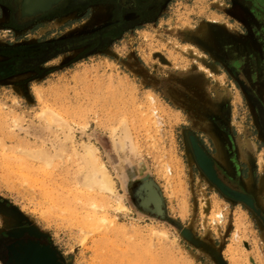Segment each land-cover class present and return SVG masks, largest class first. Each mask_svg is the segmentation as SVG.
Wrapping results in <instances>:
<instances>
[{
	"label": "rangeland",
	"instance_id": "rangeland-1",
	"mask_svg": "<svg viewBox=\"0 0 264 264\" xmlns=\"http://www.w3.org/2000/svg\"><path fill=\"white\" fill-rule=\"evenodd\" d=\"M233 2L171 0L110 29L100 5L49 32L0 10V235L28 226L63 264H264V227L192 152L194 135L216 159L218 127L254 135L249 109L258 125L238 73L264 99V0ZM97 167L114 192L87 188Z\"/></svg>",
	"mask_w": 264,
	"mask_h": 264
},
{
	"label": "crops",
	"instance_id": "crops-1",
	"mask_svg": "<svg viewBox=\"0 0 264 264\" xmlns=\"http://www.w3.org/2000/svg\"><path fill=\"white\" fill-rule=\"evenodd\" d=\"M12 1L15 3V7L18 8L17 0ZM88 3L89 1H86V3H82L83 5H79L78 0H61L50 10L39 15L37 19L26 27V30L31 31L35 27H39L43 32H49L52 28H58L59 26L62 28L63 25H68L65 26V30L75 28L79 23L73 21L89 12L88 19L93 15V10H90V8L94 9V7H90ZM99 5L106 7L109 3L104 1ZM0 10L3 11V14L10 21L11 5L0 4ZM252 91L264 108L263 97L260 96V93L258 95L255 90ZM258 108L254 106L256 113H258ZM249 112L252 116L254 135L249 131H245V138L241 139L235 137L232 133L215 132L213 135L216 147L215 158L225 170L223 178L227 184L248 196L252 204L248 205L242 200L238 201L240 203L243 202L246 208L252 211L253 215L258 219L259 225L264 227V136L261 135L258 125L254 122L251 109H249ZM260 156H262L263 163H260Z\"/></svg>",
	"mask_w": 264,
	"mask_h": 264
},
{
	"label": "flooded vegetation",
	"instance_id": "flooded-vegetation-1",
	"mask_svg": "<svg viewBox=\"0 0 264 264\" xmlns=\"http://www.w3.org/2000/svg\"><path fill=\"white\" fill-rule=\"evenodd\" d=\"M60 1H58L57 3H59ZM86 1H89L88 5L90 7L92 6L94 7V9L90 8V10H93L94 12L92 18L97 16V14L99 13L98 12V7L100 6L99 4H102L104 1L109 3V5H107L108 11L112 10L115 17H117L116 21L118 20V22L114 21L109 25L110 27L108 28L110 29L115 25L118 28H122L126 23L131 22L130 20H127L126 16L132 13L137 14V19L139 21L142 20L148 21V19H150L152 16H154L157 13V10H159V8H161L164 5H168V3L171 0H86ZM86 1L82 2V0H78L79 5H83L82 3H86ZM22 3L23 0H17L18 8H16L15 3L12 0H0V4H4L7 6L11 5L10 24L13 27H17V28L28 27L30 23H32L35 19L38 18L39 15L45 13L46 11L51 9L55 4H57L54 3V5L52 4L51 8L38 11L35 14L29 16L23 13ZM233 6H234V2H233ZM111 40L112 37L110 35L102 36L101 41H99V45L97 47H104ZM56 48L59 49L60 46L57 45ZM27 62L30 61L27 59L24 63L26 64ZM261 87L262 89H264L263 83ZM258 118H259V124L262 127L264 133V116H262L261 119L260 117ZM215 131L216 132L223 131L231 134V132L228 129L222 127H218ZM263 133H261L262 136H264ZM212 134L214 135L215 132H213ZM212 142L215 147V142L213 138H212ZM204 150L207 152L205 148ZM192 152L194 154L193 148H192ZM207 154L211 157V155L208 152ZM212 158L215 162V167L219 177L226 183L225 179L222 178L223 176L219 174L221 172L219 171V168L217 166L216 159H214V157ZM227 185L230 186L229 184ZM230 187L233 190H236L232 186ZM228 193L229 195H232L237 201L242 200L241 198H243L241 193L240 194L235 193L234 191H229ZM247 204L249 205L250 203ZM6 227H10V226L7 224ZM0 258L5 259V261H7L8 264H63L60 253L54 248L52 243L48 240L47 236L44 234L34 232V230L30 229L28 226L20 227L16 229L15 228L10 229V231H8V233H6L5 235H0Z\"/></svg>",
	"mask_w": 264,
	"mask_h": 264
},
{
	"label": "bare ground",
	"instance_id": "bare-ground-1",
	"mask_svg": "<svg viewBox=\"0 0 264 264\" xmlns=\"http://www.w3.org/2000/svg\"><path fill=\"white\" fill-rule=\"evenodd\" d=\"M60 0H23V13L27 14V15H33L38 11L41 10H46L48 8H51L52 4L54 5V3H57ZM234 6L231 9V13L233 14H239L240 12V5L238 3L237 0H234ZM239 9V11H238ZM50 10V9H49ZM248 23V22H247ZM215 52V51H214ZM227 53V52H226ZM216 54V52H215ZM225 54V53H224ZM256 122L258 123V127L260 126L259 124V118H258V114L256 113ZM261 129V133H263V129L260 126ZM264 135V133H263ZM118 141V140H117ZM116 141V142H117ZM118 143V142H117ZM117 145V144H116ZM119 147L122 145L121 142L118 143ZM117 145V146H118ZM195 145V149L197 152V155L200 159L201 165L203 166V168L210 174V173H216L215 172V167L213 165L212 159L211 157L207 154V152L204 150L203 147H201L196 141L194 143ZM89 146V145H88ZM122 147V146H121ZM96 148V146H95ZM121 149V148H120ZM87 154L93 155L95 151H93V149H91L90 147L87 148ZM219 155V154H218ZM95 156V155H94ZM93 156V157H94ZM96 159H98L97 157H95ZM99 161V160H98ZM102 164V163H101ZM99 165V164H98ZM101 166V165H100ZM103 168H104V164H103ZM222 176V175H221ZM223 178V177H222ZM85 183L87 188H89V190H91L90 188L93 189L94 185H97L98 187H100L102 190L104 191H109V192H114V185L112 180L109 178V176L104 172V169L102 168H93L92 171L88 172V174L85 177ZM227 183V182H226ZM85 186V187H86ZM231 186V185H230ZM83 187V186H82ZM97 188V187H95ZM86 190V189H85ZM98 190V189H97ZM99 190L98 192L102 191ZM96 191V190H95ZM102 191V192H104ZM149 200V198H148ZM151 201V199L149 200ZM157 208H159L160 206V201L156 200L155 201ZM163 207V206H162ZM159 211V209H156ZM45 263V262H44Z\"/></svg>",
	"mask_w": 264,
	"mask_h": 264
},
{
	"label": "water",
	"instance_id": "water-1",
	"mask_svg": "<svg viewBox=\"0 0 264 264\" xmlns=\"http://www.w3.org/2000/svg\"><path fill=\"white\" fill-rule=\"evenodd\" d=\"M238 80H239V82L241 83V85L244 87V89L246 90V92L248 93V96L250 97V99L252 100V103H253V106H256L257 108H258V117H260V119H261V117L262 116H264V108L262 107V105H261V103L259 102V99H258V97L255 95V94H253V91L252 90H254L251 86H250V84H249V82H248V80L245 78V76H244V74H240V73H238ZM260 132H261V129H260ZM191 140H192V146H193V151H194V154H195V157H196V160H197V162H198V164H199V166L204 170V172L210 177V179L214 182V183H216V185H218L224 192H229V191H234L235 193H239L240 194V192L238 191V190H233L230 186H228L220 177H219V175H218V173H217V170H216V167H215V162H214V160H213V158L211 157V159H212V162H213V165H214V167H215V172L216 173H208L204 168H203V166L201 165V162H200V159H199V157H198V155H197V152H196V149H195V145H194V143H195V141L202 147V145H201V143H200V141L193 135V136H191ZM242 194V197L243 198H241L242 199V201H244V202H246V203H250V204H252V201H251V199L248 197V196H246L245 194H243V193H241ZM182 233L184 234V236L185 237H187L188 239H190L191 241H193L194 243H196V244H200V241L198 240V239H196L194 236H193V234H192V232L189 230V229H187V228H184L183 229V231H182ZM220 262H223V260H222V258L220 259Z\"/></svg>",
	"mask_w": 264,
	"mask_h": 264
}]
</instances>
